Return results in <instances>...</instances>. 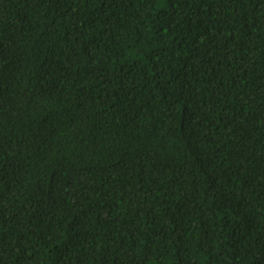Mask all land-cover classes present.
<instances>
[{
    "label": "trees",
    "instance_id": "obj_1",
    "mask_svg": "<svg viewBox=\"0 0 264 264\" xmlns=\"http://www.w3.org/2000/svg\"><path fill=\"white\" fill-rule=\"evenodd\" d=\"M0 264H264V0H0Z\"/></svg>",
    "mask_w": 264,
    "mask_h": 264
}]
</instances>
